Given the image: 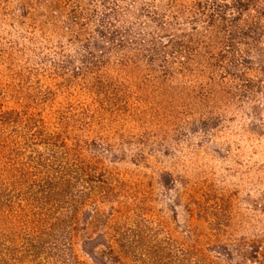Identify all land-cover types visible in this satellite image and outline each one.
I'll list each match as a JSON object with an SVG mask.
<instances>
[{
    "label": "rangeland",
    "instance_id": "374dc122",
    "mask_svg": "<svg viewBox=\"0 0 264 264\" xmlns=\"http://www.w3.org/2000/svg\"><path fill=\"white\" fill-rule=\"evenodd\" d=\"M182 10L0 0V264H264V0Z\"/></svg>",
    "mask_w": 264,
    "mask_h": 264
},
{
    "label": "trees",
    "instance_id": "16d2710c",
    "mask_svg": "<svg viewBox=\"0 0 264 264\" xmlns=\"http://www.w3.org/2000/svg\"><path fill=\"white\" fill-rule=\"evenodd\" d=\"M164 1L171 8L182 7V12L189 14L192 18L191 20L204 19L202 21L205 26L202 31H198V27L193 26L192 29L196 32L188 36L190 43L196 41V39L201 41L200 36H207L220 40L229 48L235 45L239 34L245 35L243 32L239 33L237 31L238 26L236 23L240 20L239 15H241L242 11L249 9L251 0H194L188 4L178 3L177 0ZM229 9L236 12V14L228 15L227 11ZM168 41H171L170 38ZM175 45L183 47L184 43L176 42ZM220 57H224V53H221ZM209 59L214 60V57L209 56L208 61Z\"/></svg>",
    "mask_w": 264,
    "mask_h": 264
}]
</instances>
